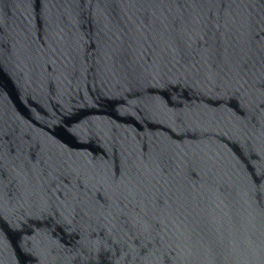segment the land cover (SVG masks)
<instances>
[{
  "label": "water",
  "instance_id": "95a60500",
  "mask_svg": "<svg viewBox=\"0 0 264 264\" xmlns=\"http://www.w3.org/2000/svg\"><path fill=\"white\" fill-rule=\"evenodd\" d=\"M0 264H264V0H0Z\"/></svg>",
  "mask_w": 264,
  "mask_h": 264
}]
</instances>
